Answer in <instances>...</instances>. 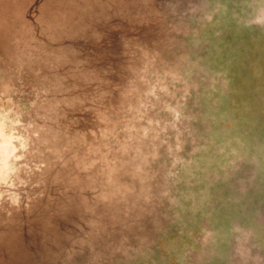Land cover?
<instances>
[{
  "label": "water",
  "instance_id": "obj_1",
  "mask_svg": "<svg viewBox=\"0 0 264 264\" xmlns=\"http://www.w3.org/2000/svg\"><path fill=\"white\" fill-rule=\"evenodd\" d=\"M190 1L0 0V264H115L163 229L154 102Z\"/></svg>",
  "mask_w": 264,
  "mask_h": 264
},
{
  "label": "rangeland",
  "instance_id": "obj_2",
  "mask_svg": "<svg viewBox=\"0 0 264 264\" xmlns=\"http://www.w3.org/2000/svg\"><path fill=\"white\" fill-rule=\"evenodd\" d=\"M190 2L173 40L182 84L166 102L157 104L164 92L154 102L159 171H167L159 173L167 188L160 193L171 215L144 247L115 264H264V0ZM134 92L150 101L136 86ZM131 97L128 89L107 111L113 124ZM98 259L92 264H109Z\"/></svg>",
  "mask_w": 264,
  "mask_h": 264
}]
</instances>
